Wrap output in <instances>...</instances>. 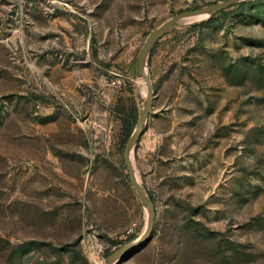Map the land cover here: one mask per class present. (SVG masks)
Wrapping results in <instances>:
<instances>
[{
  "label": "rangeland",
  "instance_id": "rangeland-1",
  "mask_svg": "<svg viewBox=\"0 0 264 264\" xmlns=\"http://www.w3.org/2000/svg\"><path fill=\"white\" fill-rule=\"evenodd\" d=\"M217 1L0 0V264H106L139 238L123 154L147 93L137 54ZM213 17L152 49L133 154L155 228L116 264H264V0Z\"/></svg>",
  "mask_w": 264,
  "mask_h": 264
},
{
  "label": "water",
  "instance_id": "water-1",
  "mask_svg": "<svg viewBox=\"0 0 264 264\" xmlns=\"http://www.w3.org/2000/svg\"><path fill=\"white\" fill-rule=\"evenodd\" d=\"M236 1L238 0H219L217 2L210 3L194 9H184L180 11L179 13L173 15L172 17L164 21L156 28L152 29L137 54L136 64H135L136 74L139 79L141 78V76L145 77L147 82V84H145L147 88V93H146V99L144 102L143 111L139 115L136 128L134 129V131L132 132V134L130 135V137L126 142L123 154H124L125 164L128 170L129 181L136 190L146 210L147 221L145 228L142 234L139 236V238L132 242L123 244L118 248L114 249L113 251H111L106 257V264H116L121 260L136 253L137 251L141 250L151 239L155 228L156 206L154 201L148 194L147 190L145 189V187L139 181L136 173V167L131 156V150H134L137 141L141 137L145 129V126L147 124V121L154 108L155 87L149 69V60L152 49L155 46V44L159 41V39L170 29L180 24H188L181 22L182 18H184L185 16H193V15L209 13V15H207L206 17L190 22V24H195L202 20L210 19L216 13L232 6Z\"/></svg>",
  "mask_w": 264,
  "mask_h": 264
},
{
  "label": "bare ground",
  "instance_id": "bare-ground-1",
  "mask_svg": "<svg viewBox=\"0 0 264 264\" xmlns=\"http://www.w3.org/2000/svg\"><path fill=\"white\" fill-rule=\"evenodd\" d=\"M207 15H209V13L199 14V15H193V16H185L184 18H182L181 22H184V23H190V22H192V21H194V20H197V19H201V18H203V17H206ZM140 81H141L142 83H144V84H147L146 79H145L144 76H141ZM143 87H144V86H143ZM133 151H134V150H131V156H132V159H133V161H134ZM134 164H135V163H134ZM136 173H137V171H136ZM137 177H138V175H137ZM138 179H139V181H140V178H139V177H138Z\"/></svg>",
  "mask_w": 264,
  "mask_h": 264
},
{
  "label": "built area",
  "instance_id": "built-area-1",
  "mask_svg": "<svg viewBox=\"0 0 264 264\" xmlns=\"http://www.w3.org/2000/svg\"><path fill=\"white\" fill-rule=\"evenodd\" d=\"M117 81H113V83H116ZM138 228V222L134 221L130 227L127 230V234H133L135 233L136 229ZM91 249H93L92 251H96V250H102V244L99 243V241L96 240H92L91 243Z\"/></svg>",
  "mask_w": 264,
  "mask_h": 264
},
{
  "label": "trees",
  "instance_id": "trees-1",
  "mask_svg": "<svg viewBox=\"0 0 264 264\" xmlns=\"http://www.w3.org/2000/svg\"><path fill=\"white\" fill-rule=\"evenodd\" d=\"M244 2H247L248 0H243ZM214 17L212 16L210 19L212 20ZM210 20V21H211ZM132 131H133V129H132V126H129V128H128V136H130L131 134H132Z\"/></svg>",
  "mask_w": 264,
  "mask_h": 264
},
{
  "label": "crops",
  "instance_id": "crops-1",
  "mask_svg": "<svg viewBox=\"0 0 264 264\" xmlns=\"http://www.w3.org/2000/svg\"><path fill=\"white\" fill-rule=\"evenodd\" d=\"M134 155V154H133ZM134 163H135V161H134ZM138 175V174H137ZM140 182H141V180H140Z\"/></svg>",
  "mask_w": 264,
  "mask_h": 264
}]
</instances>
